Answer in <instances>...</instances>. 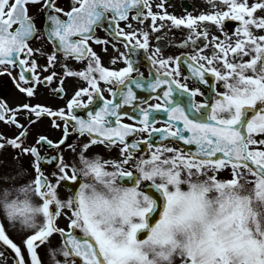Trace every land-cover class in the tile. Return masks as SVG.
Here are the masks:
<instances>
[{
	"label": "snow or ice",
	"instance_id": "snow-or-ice-1",
	"mask_svg": "<svg viewBox=\"0 0 264 264\" xmlns=\"http://www.w3.org/2000/svg\"><path fill=\"white\" fill-rule=\"evenodd\" d=\"M206 2L176 14L167 0H0V74L28 97H0V121L19 129L0 133L13 264H264V0ZM162 29L182 36L151 44ZM69 77L63 105L39 99H63ZM44 117L60 136L29 142Z\"/></svg>",
	"mask_w": 264,
	"mask_h": 264
},
{
	"label": "flooded vegetation",
	"instance_id": "flooded-vegetation-1",
	"mask_svg": "<svg viewBox=\"0 0 264 264\" xmlns=\"http://www.w3.org/2000/svg\"><path fill=\"white\" fill-rule=\"evenodd\" d=\"M64 2H65V0H57V3L62 4ZM153 2L156 3V2H158V0H153ZM29 7L33 13L36 12V10H37L36 5L30 4ZM166 7H167V10L169 12H174L176 14H186L188 11L193 12V14H197L201 10H206L208 8V4H207L206 0H167ZM130 19H131V17H130ZM38 23H43V20L39 21ZM120 23H121V26H124L126 22L121 21ZM133 23H135V21H133ZM238 23H239L238 21H235L232 18H226L225 28H226V30H234L235 25ZM108 27H111V26L106 25L104 27H100L97 29V31H98L100 36H102V37L107 36L109 38V40H113L111 34L108 31ZM156 36H161L162 39L156 40ZM173 36L181 37L182 33L180 31L175 30V29H172L171 31H169L168 29H162L158 32L152 33V38H151L150 43L153 45H168L169 40H171L173 38ZM46 47L50 49L53 47V45L50 42H46ZM93 47L97 51H100L101 45L100 44H93ZM121 48H123L122 43H121ZM168 50H174V49H168ZM108 51L110 53H114V50L111 47V44H109V46H108ZM137 59L139 61L138 67L140 68V71L144 72V74L147 76L149 74V72H148L149 60L145 57L143 51H141L139 53ZM107 62H108V58H107V56H105V63H107ZM41 63H43V60H41ZM45 74H47V73H45ZM133 74H135V73H133ZM75 82H76L75 77H69L66 80L65 86L67 89V96H65L63 99L57 98V97L52 96L51 94H48V93H46L44 96L39 97V99H41L42 101H47V102L52 103V104L63 105L65 103L66 99L69 98L73 94V91H74L73 85L75 84ZM188 83H189V86H193L195 84V81H193V80H191V78H189ZM149 94L150 93L147 89L139 90V95H141V96L147 97ZM105 95L107 96L110 94L107 91H105ZM0 97L5 99L10 105H15L19 102H22V101H25L28 99V97H26L25 94L22 93L17 88L12 77L9 76L7 73L0 74ZM196 98L202 99V97H199V96H197ZM32 102L35 103V101H32ZM152 102H156V101L149 100V103H152ZM126 108L130 109L131 106H126ZM80 114L83 115L85 113L81 112ZM125 120L127 122L131 123L130 119L125 118ZM37 130H39L42 133L50 134V138H52V139H56L60 136V131L58 129H54L51 127V122H50V119L48 117H44L42 122L37 123L32 128L31 133L28 137L29 142L32 141L33 134ZM18 131H19V129H17L14 125L10 126L9 124H7L5 122L0 121V133H7V134H9V136H11ZM72 138L76 139L77 138L76 134H73ZM81 139H86V137H81ZM157 139H158V137H157ZM97 150H99V152L102 153L103 155H108V153L104 152V149L100 148L99 146H97V149H93L94 152ZM47 151L52 152V149L49 148V149H47ZM63 151L65 153L66 158L72 157V153L70 150L65 148ZM43 152H44V150L42 149V154H43ZM12 155H13V152L11 149H9L7 152L3 153V157H11ZM3 157H0V159H2ZM22 159L24 161H27L28 159H30V157L24 156V157H22ZM43 167H44L46 172L50 171V167H49V164L47 162L43 165ZM59 191H60L61 195L66 194L65 189L62 186L60 187ZM61 223L63 224L64 221L62 220Z\"/></svg>",
	"mask_w": 264,
	"mask_h": 264
},
{
	"label": "rangeland",
	"instance_id": "rangeland-1",
	"mask_svg": "<svg viewBox=\"0 0 264 264\" xmlns=\"http://www.w3.org/2000/svg\"><path fill=\"white\" fill-rule=\"evenodd\" d=\"M222 175H226V173H222ZM0 251H3L5 253L4 256H0V264H13V261L7 253L6 249L0 246Z\"/></svg>",
	"mask_w": 264,
	"mask_h": 264
}]
</instances>
